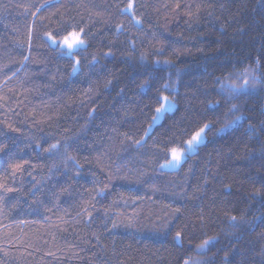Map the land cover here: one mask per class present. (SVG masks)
<instances>
[{
  "label": "trees",
  "instance_id": "16d2710c",
  "mask_svg": "<svg viewBox=\"0 0 264 264\" xmlns=\"http://www.w3.org/2000/svg\"><path fill=\"white\" fill-rule=\"evenodd\" d=\"M0 183V264H264V0H0Z\"/></svg>",
  "mask_w": 264,
  "mask_h": 264
},
{
  "label": "snow or ice",
  "instance_id": "6c2138e0",
  "mask_svg": "<svg viewBox=\"0 0 264 264\" xmlns=\"http://www.w3.org/2000/svg\"><path fill=\"white\" fill-rule=\"evenodd\" d=\"M132 8V4L129 3L128 4V9ZM64 31H65V35L63 36L62 39V43L64 45H67V47L69 49H72L76 46L79 45H83L84 44V40L81 38V34L84 32L83 28H80L79 30H77L75 25H66L64 26ZM49 38L51 39V35L49 34ZM53 43H55V41L53 40ZM25 59H28V57H25ZM146 59L145 57L141 56V60ZM77 63H79L77 61ZM157 64H160L161 61L157 60L156 61ZM163 63L165 65H169L171 64V61L169 60H164ZM76 69H74L75 71ZM246 87V85H245ZM230 94L235 95L238 94L236 89H230ZM164 103L161 104V106L159 108H157L156 111V115L153 117V123H155L156 120H158L164 113L166 112H171L175 109V104L174 102L170 101L168 97H164L163 98ZM238 107L233 104L230 111L235 113L236 111H238ZM242 120L241 116H236L235 119L229 121L227 124H225V127L220 129V132H224L227 129H230L232 127H235L237 124L240 123V121ZM9 127H11L9 125ZM212 127L211 122H206L204 123L201 127H199V129L197 131H195V133L190 137V139L186 140L184 142L185 147L182 149H178V148H171L170 149V153H171V160L168 162V165H166L167 167H176L178 165H180L181 161L184 160V158L188 155V153L190 152H194V150L205 140V136H206V132L208 130H210ZM15 130V129H13ZM252 130V129H250ZM136 143H140V141H136ZM57 145L53 144L50 146L49 149H47V151H51L52 149H56ZM24 163H27V161H25ZM23 164L22 163H16V164H12L10 165V167H12L14 172H20L23 169ZM0 189H4L6 192H13L15 191V189L13 188H6L5 185L3 183H0ZM4 197L3 194H0V202H3ZM90 215V214H89ZM232 221L236 220V217L233 216L230 218ZM113 227H115V224H113ZM180 233L177 232L176 233V238L179 239L180 238ZM210 243H213L212 238L205 240L203 242V244H201L199 247L201 249H203L205 246L209 245ZM185 264H189L188 260H185ZM197 264H199V262H197Z\"/></svg>",
  "mask_w": 264,
  "mask_h": 264
},
{
  "label": "rangeland",
  "instance_id": "374dc122",
  "mask_svg": "<svg viewBox=\"0 0 264 264\" xmlns=\"http://www.w3.org/2000/svg\"><path fill=\"white\" fill-rule=\"evenodd\" d=\"M53 40L55 41V43H53ZM49 42H51L53 45H58V47H60V49H62V50H65V51H67V53H70L71 51H72V49H77V48H80V47H82L83 45H79V46H76V47H74V48H72V49H69L68 47H67V45H64L63 43H62V40H55V39H50L49 38ZM50 43V44H51ZM245 86V85H244ZM236 90L237 89H239V88H235ZM164 97V96H163ZM166 97V96H165ZM162 100V99H161ZM164 103V100L161 102V104H163ZM155 115H156V113H155ZM162 117V116H161ZM161 117L158 119V120H156L155 121V123H153V121H152V123H151V125L149 126V129L148 130H150V129H152L153 127H154V125L161 119ZM195 151V150H194ZM191 153H193V152H190V153H188V155L189 154H191ZM171 160V154H170V157H169V160H167V161H165V162H163V163H161L160 164V169L161 170H172V169H176V168H178V166H176V167H167L166 165H168V162ZM182 162V161H181ZM188 262L190 263L191 261L190 260H188Z\"/></svg>",
  "mask_w": 264,
  "mask_h": 264
}]
</instances>
